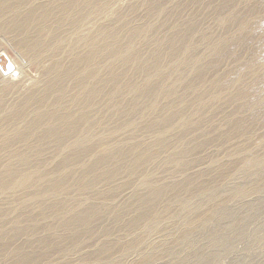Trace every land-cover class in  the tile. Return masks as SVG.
<instances>
[{
	"label": "rangeland",
	"instance_id": "obj_1",
	"mask_svg": "<svg viewBox=\"0 0 264 264\" xmlns=\"http://www.w3.org/2000/svg\"><path fill=\"white\" fill-rule=\"evenodd\" d=\"M44 1L48 0L35 4ZM154 2L159 3L156 9ZM100 28L107 37V48L125 46L122 42L130 31L142 28L145 33L134 44L135 50L143 53L142 61L158 43L165 41L166 46L172 34L192 33V51L178 53L174 61L165 59L164 71L152 74L157 92L139 97L132 89L113 91L114 87L107 86V95L99 103L103 115L91 148L101 158L111 150L168 144L164 148L155 145L146 152L139 169L117 170L107 181L76 190L74 183L84 170L82 164H91L93 156L79 159L66 169L72 175L64 181L63 193L48 194L44 200L48 208L57 205L56 213L53 209L42 211L41 202L28 198L33 192L49 189L59 178L63 157L46 151L22 159L19 150L25 143L5 146V139L14 137L25 121L3 118L41 84L44 64L24 59L15 45L18 37L2 33L0 55L5 58V69L0 66V173L10 166L21 176L30 175L32 181L24 184L21 180L7 190L0 187V236L6 234L0 238V264L40 253L45 255L22 264H109L107 258L111 264H264V165L249 163L264 158V0H103L72 37L95 35ZM110 53L108 49L107 55ZM123 58H108L98 67L110 76L112 64L120 66ZM206 67V79L199 84L196 73ZM14 71L17 77L12 76ZM126 71L131 75L134 65ZM230 72L238 79L234 84H227ZM135 79L136 85L145 81L141 74ZM239 92L244 96H238ZM254 100L255 105L251 103ZM132 102L140 105L133 112ZM255 111L260 115L246 121L249 130L233 134L235 123L250 119ZM166 119H170L169 130L160 135ZM124 159L128 162L131 156ZM45 174L49 178L42 183L37 177ZM198 175L210 183V196L170 194L154 206L150 219L130 228L138 195L148 193L144 181L172 187ZM103 193L110 194L101 198ZM64 204L97 206L104 215L93 232L83 234L74 247L66 241L67 232L61 226L69 214L62 212ZM117 213L121 221L115 220ZM189 221L196 226L184 240L182 233ZM43 239H56L66 252L41 246ZM147 258L150 260L143 262Z\"/></svg>",
	"mask_w": 264,
	"mask_h": 264
},
{
	"label": "bare ground",
	"instance_id": "obj_2",
	"mask_svg": "<svg viewBox=\"0 0 264 264\" xmlns=\"http://www.w3.org/2000/svg\"><path fill=\"white\" fill-rule=\"evenodd\" d=\"M36 1L0 0V36L6 32L16 35L18 38L15 45L24 59L44 64V78L41 84L35 86L24 100L19 102L3 118V121H25L24 128H21V130L17 128L14 137L5 139V146H12L16 142L25 143V146L19 150L22 159H26L27 155L36 156L46 151H51L63 157L58 172L60 174L59 178L50 184L49 189L43 190L41 194L33 192L28 198L30 201H35V203L36 201L41 202L39 207L42 211L47 209L55 211L57 205H50L51 208H48L49 205L44 200L49 195L58 196L63 193L64 181L72 175L67 171L72 163L88 155L93 156L91 164L88 166L82 164L84 170L75 180V189L81 190L98 182L109 180L114 171L139 169L144 164L143 155L146 152L148 153L155 145L161 148L167 146L168 143L159 142L158 144L149 145L147 149L142 147L138 149L131 148L126 151L111 150L100 158L91 148V142L95 140L94 133L100 127L99 121L103 115L99 103H102L107 95V89L110 87L115 88V90L111 88L113 91L132 89L136 91L139 97L148 96L153 91L157 92V86L154 90L155 83H153L152 74L164 71L163 62L165 59L174 61L173 59L178 53L192 51L189 44L193 38L190 31L176 32L167 38V47L163 43L165 41L158 43L156 50H152L153 52L142 61L140 57V53L143 55L142 51L139 52L134 47L138 37L140 38L145 33L142 28L130 31V34L126 36V40L122 42L125 44L123 47L113 45V48H107V37L104 38L103 28H100L97 34L94 33L95 35L87 34L78 37V39L72 37L76 31L86 25L88 18L99 4H102L103 0H48L35 4ZM158 5L159 3L154 2L152 4L153 9H156ZM151 13L154 14V12ZM245 27L246 24L242 25V29H245ZM108 49L111 50L109 55H107ZM121 56H124L120 61L121 65L112 64L110 76H107L105 68L98 67L100 63H105L108 58H119ZM45 62H47V65H45ZM214 64L215 62L211 66L214 67ZM132 65H134V75L133 73L130 75L126 71V68ZM206 68L203 70L200 68L197 71L200 70L198 75L196 73L199 84H202L201 82L206 79L205 75L208 67ZM140 74L145 81L142 85H136L135 76ZM236 80H238L236 75L230 72L227 84H234ZM107 86L109 87L107 88ZM213 90L219 92L218 88H213ZM241 93L243 92H239L238 96H244ZM251 103L255 105L256 101H251ZM139 106L136 102H132V108L134 109H132V112L137 110ZM2 109L3 107L0 106V116L3 114ZM93 112L97 113L96 118H93ZM256 112L252 114L250 119L239 120L235 123L232 133L243 134L248 131L250 125L246 121L258 118L260 112ZM169 121L170 119L163 121L162 125L164 126L161 125L160 135H164L169 130ZM187 129V125L183 126L185 132ZM128 154L131 159L127 162L124 158ZM172 161L180 162L178 160ZM23 163L27 164L28 162L25 160ZM249 163L253 167L263 166L264 158L251 160ZM110 165L114 167V170L110 168ZM37 178L43 183L49 177L48 174H45ZM21 180L24 181V184H27L32 181V178L30 175L21 176L18 174V169L10 166L4 169L3 173H0V187L3 190L9 189L11 185ZM143 185L148 189V193L145 196L138 195L136 206L133 205L135 206V209H133L135 215L129 220L132 229L143 221L150 219L154 206L170 194L174 196L207 197L212 194V192H209L213 190L210 183L204 181L200 175L195 179H186L183 183L172 187L151 186L145 181ZM109 194L99 195L101 198H106ZM183 209H181V212ZM62 210L63 213H69L61 222V226L67 232L66 241L73 247L80 244L83 234H91L93 227L97 226L101 217L104 216H102L103 211L93 205L74 208L64 204ZM118 215L117 213L115 220L121 221L122 216L120 215L123 214ZM195 226L196 222L189 221L186 224V228L182 233L184 240L189 237ZM35 230H40V228L35 227ZM3 237L6 238L5 232H2L0 236V238ZM55 240L43 239L40 245L48 249H59L63 251L62 254L65 253V248L60 247ZM42 255H45V253L28 256L29 258L23 257L13 262V264L37 260ZM147 260L150 259L147 258L143 262H147ZM105 262L111 264V259L107 258Z\"/></svg>",
	"mask_w": 264,
	"mask_h": 264
},
{
	"label": "water",
	"instance_id": "obj_3",
	"mask_svg": "<svg viewBox=\"0 0 264 264\" xmlns=\"http://www.w3.org/2000/svg\"><path fill=\"white\" fill-rule=\"evenodd\" d=\"M0 66H1V68H4L5 69V58H4L3 55H0ZM12 76L13 77H17L18 76V72L17 71H14L12 73Z\"/></svg>",
	"mask_w": 264,
	"mask_h": 264
}]
</instances>
